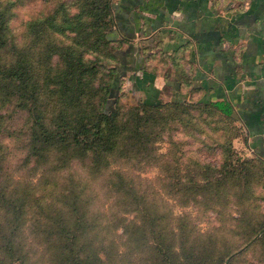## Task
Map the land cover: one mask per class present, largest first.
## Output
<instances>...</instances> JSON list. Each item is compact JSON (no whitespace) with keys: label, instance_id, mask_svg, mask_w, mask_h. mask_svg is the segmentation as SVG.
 <instances>
[{"label":"rangeland","instance_id":"1","mask_svg":"<svg viewBox=\"0 0 264 264\" xmlns=\"http://www.w3.org/2000/svg\"><path fill=\"white\" fill-rule=\"evenodd\" d=\"M90 1L0 0L7 18L0 64L11 63V47H18L40 80L47 68L60 65L49 44L86 45L67 30L47 32L46 16L100 12ZM116 41L98 46L89 39L84 56L96 57L91 81L100 87L93 96L104 95L110 68L118 64ZM155 64L162 72L161 56ZM130 86L121 72L110 89L105 106L116 98V120L129 122L116 135L113 152L92 167L88 156L52 148L35 160L27 152L30 113L14 97H0V264H264V240L250 230L264 222V178L229 173L230 166L238 169L235 157H253L239 124L188 105L196 101L193 91L173 92L170 85L159 86L160 107L139 103L132 109L149 93ZM173 99L185 103L168 104ZM60 101L44 109L39 102L45 122L64 106ZM136 111L139 139L130 121ZM222 141L229 153L221 170L226 174L216 169ZM74 250L81 261L73 260Z\"/></svg>","mask_w":264,"mask_h":264},{"label":"crops","instance_id":"2","mask_svg":"<svg viewBox=\"0 0 264 264\" xmlns=\"http://www.w3.org/2000/svg\"><path fill=\"white\" fill-rule=\"evenodd\" d=\"M111 7L129 89L149 93L147 102L161 85L227 100L245 150L264 168V0H113Z\"/></svg>","mask_w":264,"mask_h":264},{"label":"trees","instance_id":"3","mask_svg":"<svg viewBox=\"0 0 264 264\" xmlns=\"http://www.w3.org/2000/svg\"><path fill=\"white\" fill-rule=\"evenodd\" d=\"M88 4L92 8H98L100 12L63 14L59 20H55L52 14L46 16L45 29L47 32L67 30L70 33V39H77L78 42L86 43V45L75 49L77 45L73 46L70 43L60 46L48 45L47 43L50 51L55 52L59 58L60 65L47 68L46 73L40 74V80L37 79L36 73H33L26 53L18 47H11L14 54L11 63L0 64V97H14L19 104L25 105L26 110L30 113L31 125L29 127L27 152L35 160L44 156L48 152L47 150L52 148L71 153V155L77 153L81 157L88 156L91 167L97 166L100 158L113 152L118 145L116 135L124 131L129 122V120H116L117 115H119L117 108L113 105L116 98L112 100L110 106H105L108 96L112 94L110 89L121 73L117 64L110 68L113 74H111V80L107 87H104V95H92V92L95 89L99 90L100 87L93 80L91 81L92 76L94 77L97 72L96 57L84 56V53L89 49V39L92 38L95 42L93 44L97 43L98 46L117 41L111 33L115 28L111 1L99 0L95 2L91 0ZM84 13L92 15L91 20H86L81 16ZM6 20L3 8H0V46L5 45ZM115 48L114 46V50ZM110 56L112 55L110 54ZM39 91H41L42 96L38 95ZM55 98L60 99L59 103H64V106L57 109V112L51 116V121L47 123L42 109H44L45 104H51ZM88 98H92V100L86 101ZM180 101L173 99L168 101V104L177 106L185 103ZM39 102L42 104V109L39 108ZM86 102L89 104L87 109L83 107ZM139 103L141 107L145 108H158L162 104L159 100L147 102L144 99L132 104V109H136L135 106ZM188 105L210 108L224 119L235 121L232 107L227 100L196 99L194 103ZM74 106L75 109L72 110ZM136 113L132 114L130 121H132L134 137L139 139L141 137V131L138 130L140 121L137 118L138 113ZM224 144L225 142L222 141L224 157L216 167L219 174H226L221 173L229 154L228 149L224 148ZM234 160L237 162L238 169L230 166V174L242 170V174L257 172L264 178V168L257 158L235 157ZM201 163H205L203 165L209 168H215L208 161ZM250 230L253 232V238L257 237L260 241L264 240V222L250 226ZM70 255L76 262L81 261L76 250Z\"/></svg>","mask_w":264,"mask_h":264}]
</instances>
